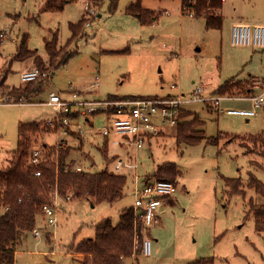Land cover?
<instances>
[{
    "label": "rangeland",
    "instance_id": "obj_1",
    "mask_svg": "<svg viewBox=\"0 0 264 264\" xmlns=\"http://www.w3.org/2000/svg\"><path fill=\"white\" fill-rule=\"evenodd\" d=\"M137 1L118 0L117 10L111 12L110 0H63V5L61 0H0V83L5 80L4 87L18 88L23 66H34L32 59L25 65L13 60L24 41L47 65V42L55 40L57 52L67 50L71 55L66 65L53 70L51 83L40 98L12 110L18 127L0 124V167H8L10 154L18 148L21 123L44 124L56 115L52 106L44 104L52 92L89 93V100L106 101L166 98L178 93L189 97L205 87V97L218 98L213 91L220 85L236 76L252 75L261 80L255 96L263 94L264 50L235 47L232 25L243 19L264 24V0H225L221 31L207 30L202 18L183 15L181 0H142V6L158 16L144 25L126 13ZM88 3L96 9L97 17L90 25L85 23L73 40L71 27L89 19L85 12ZM49 4L54 5L53 11L48 10ZM4 87L0 88V101L9 98ZM238 96L249 97L244 93L227 97ZM184 109L198 114L205 137L218 142L179 144L176 129L168 126L159 136L146 140L139 153L138 175L153 177L160 166L173 164L180 176L177 192L170 198L172 207H161L157 222L149 228L151 256L127 258L124 264H190L200 259H213L214 264H264V234L256 232L254 216L248 214L249 201L264 205V198L247 187L249 173L264 183V158L257 147L244 145L249 146L247 154L242 146L244 139L264 133L263 109L249 118L232 116L227 111L251 110L252 101L226 97L219 106L198 102ZM104 125L103 114L79 117L71 126L76 133L82 131L77 141L64 133L42 134L34 141L52 147L67 141L73 150L71 157L78 158L84 169L114 172L115 157L132 162L133 151L109 146L106 158L102 150L105 141L99 135ZM118 175L127 178L122 199L114 204H96L86 197L59 201L57 229L40 218L41 237L29 234L23 240L15 264H84L72 249L95 239L96 226L104 220L117 226L124 211L134 206L133 172L123 169ZM223 178H240L245 194L229 196Z\"/></svg>",
    "mask_w": 264,
    "mask_h": 264
},
{
    "label": "trees",
    "instance_id": "obj_2",
    "mask_svg": "<svg viewBox=\"0 0 264 264\" xmlns=\"http://www.w3.org/2000/svg\"><path fill=\"white\" fill-rule=\"evenodd\" d=\"M110 11L115 12L118 8V0H110ZM183 15L202 18L205 20L207 30L221 31L223 27V17L221 10L222 0H181ZM63 5V0H61ZM48 10L53 11L54 5L49 4ZM126 13L138 19L142 24L148 25L155 22L158 16L153 11L142 6V0L131 4ZM87 20H82L77 25H73V40L81 33ZM46 52L49 55L48 65L38 56L37 52L28 50L26 42L15 56V60L24 62L34 59L37 68L42 72H51V78L40 79L32 83L23 84L19 88L9 90V98L15 104H30L33 100L40 98L48 89L53 70L60 65H66L71 55L62 50L57 52V43L45 44ZM60 60V61H59ZM59 61V63H57ZM4 81L0 87H4ZM243 82L237 79L227 81L220 86L213 94L217 97H227L244 93H251ZM239 97V96H238ZM264 111V107L262 108ZM204 123L198 114L183 111L180 122L176 129V138L179 144L198 145L206 140L208 143H217L218 139L205 137L202 130ZM60 129L46 128V123L20 124L19 143L15 152L11 153L8 167H0V264H15L17 248L23 240L32 234L37 228L38 221L42 216L44 206L51 203L49 194L58 185L60 194L63 197L69 191L75 193L76 198L86 197L93 199L96 204H114L123 198L127 186V178L108 170L100 173H91L88 170L80 173L75 172V166L79 164V159L71 157L73 152L70 146L56 150L53 146L43 145L47 159L39 166H33L30 162V152L37 144V139L42 134H55ZM69 129V128H68ZM71 131V129H69ZM73 134V133H72ZM74 135V134H73ZM235 137H231L234 140ZM246 144L258 148V154L264 158V133L250 137L245 140ZM34 143V144H33ZM107 142L103 145V153L107 158ZM246 153L250 154L249 146ZM56 156H58L56 158ZM260 166V165H259ZM41 172V177H36L35 173ZM180 172L176 165L167 164L160 166L153 178L159 181H166L176 184ZM228 188L229 196L244 195L245 187L240 178H223ZM247 187L254 190L257 195L264 198V183L249 173ZM249 215L254 216L255 230L258 234H264V205L256 203L253 199L249 201ZM146 236H149V229L138 223L135 218L133 208L124 211L120 217V222L114 226L110 220H104L96 226V238L85 241L72 249L75 255L83 259L84 264H124V260L142 255V247ZM190 264H214L213 259H200Z\"/></svg>",
    "mask_w": 264,
    "mask_h": 264
},
{
    "label": "built area",
    "instance_id": "obj_3",
    "mask_svg": "<svg viewBox=\"0 0 264 264\" xmlns=\"http://www.w3.org/2000/svg\"><path fill=\"white\" fill-rule=\"evenodd\" d=\"M222 2L224 3L225 0H222ZM86 13L89 17L86 23L88 26L90 21L97 17V11L91 3H88ZM232 44L241 48L264 49V26L249 23L233 25ZM51 75V72H42L40 69H35L22 74L21 81L23 84H28L40 79L50 80ZM175 87L177 86H173V88ZM95 88L96 86L92 87V90ZM88 94L74 91L65 94L61 92L50 93L46 104L54 108L56 115L46 122V128L55 130L56 126H59L60 129L55 132L56 135L64 133L80 138L81 130L80 133L69 130L73 125V121L79 117L103 114L105 125L99 131V135L104 138L109 146L118 147L129 152L133 151V156L130 157L133 160L132 162H127L120 156L115 157L117 160L114 173L121 174L123 169L133 172L134 188L132 196L134 197L133 210L135 218L138 223L149 229L157 222L158 210L165 206L167 200L177 192V188L171 182L138 175L139 153L145 147L146 140L162 134L164 126L176 128L180 122L182 112L185 111V105L204 102L219 106L224 98L205 97L207 95L205 87L197 88L189 97L178 93L167 98L92 101L89 100ZM66 96H69L70 100L65 99ZM226 99H232V97H226ZM250 100L252 101L251 110H235L227 111V113L248 118L257 116V110L264 107V93L259 97H252ZM4 103L15 104L10 98L5 99ZM66 146L67 141H58L55 148L60 150ZM128 156H130V153H128ZM46 159L47 155L42 146L35 144L30 152L31 164L37 167L44 163ZM74 170L76 173H80L84 171V168L78 164ZM35 176L41 177V172H36ZM73 197H75L73 191H69L68 195L63 197L59 192L58 185L54 187L49 194L51 203L42 209L41 218L46 222V225L52 229H57L59 201H71ZM32 234L36 239L42 235L38 227L33 230ZM151 254L152 241L146 236L142 247V255L150 257Z\"/></svg>",
    "mask_w": 264,
    "mask_h": 264
},
{
    "label": "crops",
    "instance_id": "obj_4",
    "mask_svg": "<svg viewBox=\"0 0 264 264\" xmlns=\"http://www.w3.org/2000/svg\"><path fill=\"white\" fill-rule=\"evenodd\" d=\"M235 0H233V1H231V2H234ZM133 4V3H132ZM224 4V3H223ZM182 7V6H181ZM222 9H223V6H222ZM222 11V10H221ZM86 12V11H85ZM156 14V13H155ZM222 15V14H221ZM101 16H99V18H100ZM223 17V16H222ZM191 18H194V17H191ZM238 23H249V22H245L244 21V19L243 20H239V21H237V22H233V25H235V24H238ZM223 24H224V22H223ZM250 24V23H249ZM233 25H232V27H233ZM259 25V24H258ZM261 25V24H260ZM263 26H264V24H262ZM84 28V27H83ZM0 37H1V34H0ZM19 49H20V47L17 49V51H16V53H15V55L13 56V60H15V56L17 55V53H18V51H19ZM261 50H264V49H261ZM38 56H40V55H38ZM41 57V56H40ZM29 60H31V59H29ZM29 60H26V61H24V62H22L23 63V65H25L26 63H27V61H29ZM33 60V63H34V66L32 67V68H30V67H24L23 66V72H22V74H24V73H26V72H31V71H34L35 69H38L37 68V65L35 64V61H34V59H32ZM43 60V59H42ZM44 62H47L46 60H44ZM22 74H21V76H22ZM232 79H237V81L238 82H243L244 84H246L247 85V87L246 88H248V90H251V93L250 94H248L249 95V97H233L232 99H227V100H233V99H245V100H249L250 98H252V97H257V96H255V91L256 90H258L259 89V87H260V84H261V80L259 79V78H257V77H255V76H252V75H249L248 77H241V76H236V77H234V78H232ZM232 79H230V80H232ZM229 81V80H228ZM0 85H1V83H0ZM23 85V83H22V81H21V85L19 86V87H21ZM220 86H222V85H220ZM219 86V87H220ZM18 87V88H19ZM218 87V88H219ZM1 88V87H0ZM6 90L7 89H9V90H12V89H14V88H12L11 89V87L10 86H5L4 87ZM217 88V89H218ZM217 89H215L214 91H213V93L217 90ZM262 90H263V93H264V87H262ZM263 95V94H262ZM171 96H173V95H171ZM261 96V95H260ZM167 97H169V95L168 96H166V98ZM259 97V96H258ZM223 98H225V97H223ZM44 104H46V103H44ZM21 105H23V104H5L4 103V100H1L0 101V124L1 125H3V126H10V128H15V127H18L17 126V119H15L16 118V115H15V113L12 111V110H14V109H19V108H21ZM186 111V110H185ZM244 111H246V110H244ZM10 113H11V116H10ZM228 114V113H227ZM232 116H235V115H232ZM241 117V116H240ZM52 119V118H51ZM49 121V120H48ZM21 122H19V124H20ZM73 139H76V141H77V138H74V136H73ZM82 141V140H81ZM83 142L85 143V140L83 139ZM172 204H173V202H172V200L171 199H169V200H167V202H166V204H165V206L166 207H168V206H170V207H172ZM80 257V256H79ZM133 259H135L136 257L134 256V257H132Z\"/></svg>",
    "mask_w": 264,
    "mask_h": 264
}]
</instances>
